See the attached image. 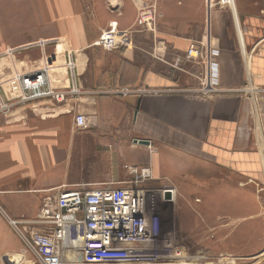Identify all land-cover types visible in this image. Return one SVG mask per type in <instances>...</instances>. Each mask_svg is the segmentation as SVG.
Listing matches in <instances>:
<instances>
[{
    "label": "crops",
    "instance_id": "obj_1",
    "mask_svg": "<svg viewBox=\"0 0 264 264\" xmlns=\"http://www.w3.org/2000/svg\"><path fill=\"white\" fill-rule=\"evenodd\" d=\"M228 4L233 18L216 13L207 47L218 50L219 86L203 95L200 81L181 82L169 73L174 58L154 54L156 32H133L130 48L92 46L110 22L119 29L132 23L121 9L109 12L101 0H0V85L42 66L53 52L65 71L51 72L63 101L40 99L0 112V226L5 216H34L59 189L120 186L127 174L120 146L137 145L133 139L149 140L155 149L142 145L149 157L130 165L150 162L157 174L164 170L185 197L197 188L204 202L197 209L217 220H236L243 191L264 195V15L243 11L237 0ZM179 34L171 32L165 52L175 45L184 53L191 40ZM75 113L84 114L87 129L73 128ZM123 129L131 137L122 140ZM7 229L11 246L1 259L23 247Z\"/></svg>",
    "mask_w": 264,
    "mask_h": 264
},
{
    "label": "built area",
    "instance_id": "obj_2",
    "mask_svg": "<svg viewBox=\"0 0 264 264\" xmlns=\"http://www.w3.org/2000/svg\"><path fill=\"white\" fill-rule=\"evenodd\" d=\"M134 7V29H119L116 22H110L92 46L107 51L130 48L133 32L155 33V1L134 0ZM45 43L48 42L42 41L41 45ZM207 45L203 40L191 41L183 54L184 61L203 65L199 87L203 95L219 86L218 50ZM57 55L53 52L42 66L17 72L0 85L1 113L40 99L64 100L65 92L58 85V77H50V72L60 67L53 63ZM74 66V62H68L70 69ZM73 128L87 129L84 114H74ZM146 146L149 151L155 149L151 148L150 141ZM126 169L131 177L120 186L80 184L62 188L46 195L34 216L9 219L25 247L14 254H5L1 264H144L159 255L158 242L162 243L165 256H179L180 250L167 237L169 232H162L157 210L159 203H173L175 189L146 186L154 178L150 162L126 166Z\"/></svg>",
    "mask_w": 264,
    "mask_h": 264
},
{
    "label": "rangeland",
    "instance_id": "obj_3",
    "mask_svg": "<svg viewBox=\"0 0 264 264\" xmlns=\"http://www.w3.org/2000/svg\"><path fill=\"white\" fill-rule=\"evenodd\" d=\"M101 1L102 6L109 12L121 9L123 11L122 17H124V14H129L133 21L126 29H134L132 26L135 19L134 0L131 3L133 5L128 2L129 0ZM154 1L157 5L155 27L156 33H158L156 38L157 49L154 54L157 53V56L161 57L163 61L174 58L173 66L175 68H172L169 73L178 81L183 82V80L186 81L188 79H195L197 82L201 81L203 65L184 61V53L175 45L168 46L165 52L164 41L166 39L167 42L172 40L170 38L171 32L178 36L181 35L179 33L183 32L188 35L186 40H203L207 42V46H210L211 43L208 40H212V28H214L216 13H228L233 18L232 8L228 4L229 0H223V2L220 0ZM237 1L241 4L240 7L243 11L262 13L264 15V0ZM238 6L236 2L237 15H240ZM225 20L227 21V19ZM98 48L99 50L102 49L101 47ZM58 59L63 61L60 57ZM61 61L59 62L61 63ZM157 63L164 66L160 59L157 60ZM57 68V75L65 76L64 69ZM187 71L194 75L195 78H191ZM197 87L198 85H196L195 89ZM11 112L16 113V110ZM122 131V140L124 136L131 137V134L124 129ZM135 144L137 145L133 146L127 141L120 146L122 158L125 161L120 167L127 173L123 177L125 180L131 177L126 166H133L130 164L138 163L149 157L145 146H142V144L138 145V143ZM153 173L154 178L146 185L148 188L151 186L159 188L161 186H171L176 191L173 203L168 205L159 203L157 204V210L161 217L162 232H169L167 237L173 241V247L176 250H180V255L177 257L165 256L167 253L162 250V243L158 242L157 250H159V255L144 264H264V195L260 194L259 197H251L247 192L243 191L242 195H239L236 220H231L230 222L224 216L217 220L212 211L209 212L203 207L199 210L197 209V205L200 204L202 206L204 203L203 192L195 188L196 191H194L193 196L187 195L185 197L186 195H184L177 182L166 178V175L169 174L164 170L157 174L153 168ZM110 186L114 185L111 183ZM261 205L263 210L254 213L253 211ZM0 214L2 213L0 212ZM9 219L13 218L5 216L4 227L0 226V255L8 246H11L8 237L12 240V235H10L7 227L21 239L20 233L9 224ZM231 234L237 237L236 241L233 236H230ZM21 242L23 245L22 239ZM23 247H25V244Z\"/></svg>",
    "mask_w": 264,
    "mask_h": 264
},
{
    "label": "water",
    "instance_id": "obj_4",
    "mask_svg": "<svg viewBox=\"0 0 264 264\" xmlns=\"http://www.w3.org/2000/svg\"><path fill=\"white\" fill-rule=\"evenodd\" d=\"M137 107H138V103L136 104V108L134 110V113H136ZM133 142L138 143V144H142V145L149 144V140H143V139H133Z\"/></svg>",
    "mask_w": 264,
    "mask_h": 264
},
{
    "label": "bare ground",
    "instance_id": "obj_5",
    "mask_svg": "<svg viewBox=\"0 0 264 264\" xmlns=\"http://www.w3.org/2000/svg\"><path fill=\"white\" fill-rule=\"evenodd\" d=\"M58 58H59V57H57V58H56V61L53 62L55 65H56V64L59 65V63H60L59 61H61V60H59ZM52 65H53V64H52ZM57 70H58V68H57L56 70L54 69V71H51V72H57ZM51 72H50V73H51ZM52 76H53V74H50V77H51V78H52ZM174 196H175V195H174Z\"/></svg>",
    "mask_w": 264,
    "mask_h": 264
}]
</instances>
